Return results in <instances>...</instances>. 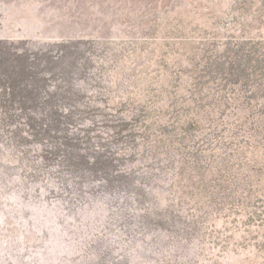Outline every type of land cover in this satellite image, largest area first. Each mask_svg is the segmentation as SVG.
<instances>
[{"label": "rangeland", "instance_id": "374dc122", "mask_svg": "<svg viewBox=\"0 0 264 264\" xmlns=\"http://www.w3.org/2000/svg\"><path fill=\"white\" fill-rule=\"evenodd\" d=\"M50 50L65 98L0 90V264H264V0H0V75Z\"/></svg>", "mask_w": 264, "mask_h": 264}, {"label": "trees", "instance_id": "16d2710c", "mask_svg": "<svg viewBox=\"0 0 264 264\" xmlns=\"http://www.w3.org/2000/svg\"><path fill=\"white\" fill-rule=\"evenodd\" d=\"M66 43H60L59 46H64ZM35 52H23L20 54L15 53L14 59L9 63V67L2 72L0 75V90L4 102L11 101L17 103H23V96L21 91L17 90L20 84L25 86H31L30 90L27 91V99L34 103L37 102L42 96H44L43 103H47L49 109L52 108L53 104H50L55 98H65V96H59L48 91L49 80H62L68 78L65 75L71 73V69H64L68 67L66 64L67 57L72 53H61L59 50L53 53L51 50L39 53ZM61 63L64 68L58 70L56 64ZM242 69V70H240ZM243 68L240 65L231 66L227 69L226 74L223 69L218 70L217 74L221 77H228L232 81L237 82L241 79H245L242 76ZM41 90H44L45 95H41ZM57 104V103H56ZM19 109V108H18ZM69 113H73V110H69ZM55 113V112H51ZM54 114H49L48 119H52Z\"/></svg>", "mask_w": 264, "mask_h": 264}]
</instances>
